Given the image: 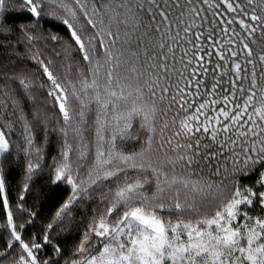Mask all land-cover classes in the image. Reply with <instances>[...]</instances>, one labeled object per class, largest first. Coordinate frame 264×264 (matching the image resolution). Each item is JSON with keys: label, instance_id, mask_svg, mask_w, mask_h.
<instances>
[{"label": "snow or ice", "instance_id": "6c2138e0", "mask_svg": "<svg viewBox=\"0 0 264 264\" xmlns=\"http://www.w3.org/2000/svg\"><path fill=\"white\" fill-rule=\"evenodd\" d=\"M0 264H264V0H0Z\"/></svg>", "mask_w": 264, "mask_h": 264}]
</instances>
